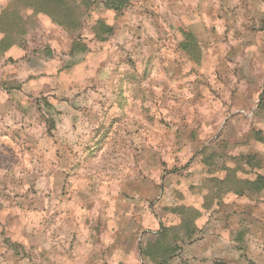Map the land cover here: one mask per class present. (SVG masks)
I'll return each instance as SVG.
<instances>
[{
  "label": "rangeland",
  "instance_id": "374dc122",
  "mask_svg": "<svg viewBox=\"0 0 264 264\" xmlns=\"http://www.w3.org/2000/svg\"><path fill=\"white\" fill-rule=\"evenodd\" d=\"M259 43L264 0H131L120 16L0 0V264H145L180 207L201 212V236L238 189L261 192L264 159L242 144L246 117L264 126V84L240 96L221 65Z\"/></svg>",
  "mask_w": 264,
  "mask_h": 264
},
{
  "label": "crops",
  "instance_id": "0c3cea01",
  "mask_svg": "<svg viewBox=\"0 0 264 264\" xmlns=\"http://www.w3.org/2000/svg\"><path fill=\"white\" fill-rule=\"evenodd\" d=\"M256 47L251 53L247 49H241L231 62H221L222 67L227 68L229 82L236 84L237 88L242 83L246 84L242 87L244 90L236 89L234 92L248 98H253L256 93L252 84H264V43H259ZM80 66H85L81 68L82 72L88 73L91 69L89 62ZM79 69L74 71L79 73ZM259 96L264 98V92L261 91ZM259 107L261 109L260 105ZM250 115V118H246L249 119L251 134L244 136L242 145L251 150L247 152V157L264 159V126L256 124L254 113ZM255 135L261 136L257 141L261 145L255 146L257 142L252 141ZM243 193H246L243 197L221 210L217 220L211 222L209 229L201 233V236V230L193 236L190 242H195L193 245L197 247V253L189 251L183 261L173 262L178 255L176 254L168 264H190L193 259V264H264V188L259 193L247 190ZM146 262L145 264H152L150 261Z\"/></svg>",
  "mask_w": 264,
  "mask_h": 264
},
{
  "label": "trees",
  "instance_id": "16d2710c",
  "mask_svg": "<svg viewBox=\"0 0 264 264\" xmlns=\"http://www.w3.org/2000/svg\"><path fill=\"white\" fill-rule=\"evenodd\" d=\"M105 4L108 9L115 11L120 16L130 6L131 0H105ZM73 5H74V9H76L78 6L76 3H73ZM61 23H65V22H61ZM68 24L71 25L72 23L69 22ZM76 25H73V26H76ZM73 26H69V27L78 31L79 26L78 25L76 27H73ZM198 49L200 50V48ZM210 158L212 159L210 160ZM253 158L254 157H251L250 159L249 157V158H246V160L252 161ZM213 159H218L217 155H213L205 159V165H206L205 173L206 174L208 173L212 174L213 173L212 168L215 169ZM223 171H230V169L226 168L225 170L223 168V170H219L217 173L223 172ZM227 180H228V177H226L224 180H218L217 183L219 186H222V185L225 186L227 183ZM251 185L253 187L255 186L258 187L257 189L261 190L262 187H264V175H261V174L258 175L256 182H252ZM218 191L216 192V194L223 195L225 193L222 189ZM230 192L231 191H228L227 193H230ZM242 193L243 191L238 189L235 194L238 195ZM217 205L221 206L222 202L217 203ZM205 210H207L208 212L212 211L213 210L212 203H206ZM178 211H180L181 215L183 216L182 224L180 227V229H182L183 231L179 229L176 230L177 228H163V231L157 233V237L155 236L154 240H151L150 242L146 244V246L141 248V255L143 256V258L148 259V261H150L152 264H168V262L181 250V247L178 245V243L184 240L185 238H187L188 240H191L193 236L199 230L196 224V221L199 219V217L202 216L200 211L193 209V208H188V207H180ZM173 233H176V235L178 236L181 235V237L180 238L178 237L177 239L172 240V238L170 239V235H173Z\"/></svg>",
  "mask_w": 264,
  "mask_h": 264
}]
</instances>
